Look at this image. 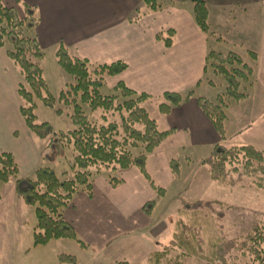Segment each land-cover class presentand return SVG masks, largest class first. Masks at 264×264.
Instances as JSON below:
<instances>
[{"label":"crops","instance_id":"0c3cea01","mask_svg":"<svg viewBox=\"0 0 264 264\" xmlns=\"http://www.w3.org/2000/svg\"><path fill=\"white\" fill-rule=\"evenodd\" d=\"M203 1L209 8V25L211 7H239L237 12L240 15L233 13L232 17L234 28L243 30L242 35H253V47L248 46L250 42L247 40L249 44L242 47V54L247 57V51H252L258 57L248 87L252 91L251 98L260 99L261 93L264 94V1ZM185 3L153 13L146 10L143 0L1 2L12 10L17 7L33 10L38 20L34 33L44 52L42 64L49 61L53 69L57 67L56 52L60 47L71 57L86 59L91 64L109 65L117 61L126 64L123 73L109 78L120 80L136 93L149 95L150 99L143 104L145 109L155 120L159 131L170 132L145 161L149 179L165 192L176 182L170 161L177 160L179 151L190 148L209 154L214 146L223 144L250 145L264 153V112L257 119L260 121L258 126L255 125V113L249 122L241 124L238 121L240 124L237 127H229L231 104L227 102L222 138L198 105V98L216 102V97L212 99L213 94H209L210 89L214 90L213 82L207 80L206 86H203L205 56L210 50L220 51L222 46L200 32L193 21L192 9H184ZM168 29H172L174 34L172 45L166 48L155 36ZM221 51L234 52L231 49ZM20 77L5 49L0 48V153H9L14 157L18 179L29 178L38 170L46 145L27 129L20 115L21 100L17 93L22 83ZM62 89L64 87L58 90L56 96ZM191 91L192 96L188 100L173 107L167 114L160 113L159 105L163 102L164 93L184 96ZM249 99L250 95L245 94L244 99L233 101L241 103ZM262 107L261 111L264 105ZM37 141L43 142V145H38ZM204 158H200V163ZM113 175L121 180L116 187L109 183V177ZM157 198L149 181L136 168L110 170L107 175H92L91 197L83 191L76 193L64 208L63 218L86 245L82 249L113 252L112 247L128 242V239L133 241L153 225L151 215L148 217L143 207ZM19 201L23 200L16 195L15 181L0 185V264H15V255L18 254V250L15 251L16 213L24 210ZM52 241L44 246H32V249H46Z\"/></svg>","mask_w":264,"mask_h":264},{"label":"trees","instance_id":"16d2710c","mask_svg":"<svg viewBox=\"0 0 264 264\" xmlns=\"http://www.w3.org/2000/svg\"><path fill=\"white\" fill-rule=\"evenodd\" d=\"M164 1L172 4L185 0H143V4L150 12H156L163 7ZM191 1L192 17L196 27L203 34L210 35L206 3L203 0ZM24 14L26 16L19 19L14 10L0 3V48L5 49L7 57L24 81L17 90L21 100L20 115L27 129L38 139L46 142L43 159L52 162L56 156L62 154L64 147H70L74 155L70 169L74 174L71 178L60 181L53 169L40 168L34 173L33 179H18V166L14 157L9 153H0V185L15 181L16 195L26 205L35 207L36 227L32 235L34 247L47 245L52 240L70 239L84 248L86 245L78 239L74 229L64 220L63 210L80 191L91 197L92 174L88 169L97 165H112V171L115 172L132 166L149 181L156 196L162 198L165 190L153 185L146 173L145 161L170 132L159 131L155 120L145 109L143 104L150 99L149 95L136 93L122 82H118L113 88L117 94L106 96L100 93L105 78L117 76L126 70V64L121 61L109 65L91 64L86 59L71 57L63 47H60L56 52V62L74 83L66 85V90L55 100L50 95L42 76L40 64L44 59V52L33 30L38 20L33 10L28 7L24 8ZM173 34L174 31L168 29L157 34L155 39L162 41L164 46L169 48L172 45ZM246 54L254 62L257 60L254 52L247 51ZM207 67H211L213 73L225 79L226 95L229 99L240 101L245 98V94L239 93L238 90L241 83L249 81L252 66L241 55L235 52L223 54L209 51L205 56L204 73ZM190 96L192 91L184 96L178 93H164L163 102L159 105L160 113H169L173 107L188 100ZM35 100L54 110L58 117L64 115V112L56 108V103L59 102L66 108L71 107L72 113L69 118L74 129L61 133L55 132L50 124L38 123L34 113ZM197 102L218 135L223 138V124L226 119L224 98L217 96L215 103L198 98ZM84 107L90 112L99 109L104 112H115L119 115L121 123L118 125L111 122L106 126H97L86 115ZM201 164L208 168L210 179L219 185L233 186L240 183L243 178L249 177L253 179V186L257 190H264V153L250 145H216ZM170 167L173 174L178 175L179 162L171 160ZM232 173H236V178L232 177ZM109 183L116 187L121 180L113 175L109 177ZM154 206L155 200L148 202L143 207V212L149 217ZM210 206L211 202L208 201L181 200L184 211L193 212ZM190 231L199 247L203 240L197 231L194 229ZM261 244H264V230L251 234L248 239L242 241L223 238L214 246L213 260L216 264H230L229 254L240 248L247 251L255 263L264 264V246ZM161 256L160 253L156 254L157 259ZM58 260L61 263L74 264V258L70 256L60 255Z\"/></svg>","mask_w":264,"mask_h":264},{"label":"rangeland","instance_id":"374dc122","mask_svg":"<svg viewBox=\"0 0 264 264\" xmlns=\"http://www.w3.org/2000/svg\"><path fill=\"white\" fill-rule=\"evenodd\" d=\"M0 1L5 4V0ZM185 1L184 9L191 10L192 1ZM183 2L170 4L169 1H164L163 7L156 12ZM238 8L236 5L232 8L211 7V24H208L211 34L208 36L214 42L219 43V46H222L221 49L224 51L231 49L252 66V75H250L249 81L241 83L238 90L239 93L249 94L250 99L241 103L229 99L226 95L227 83L225 79L213 73L211 67H207L204 73L203 86H206L207 80L212 81L214 90L210 89L209 92V94H213L212 99L222 96L225 103L231 104L228 112L230 116L229 127H237L240 124L238 121H241V124L249 122L255 113L257 114L255 125L258 126L260 121L257 119L264 112V110L261 111L262 105H264V94L261 93L260 99L251 98L252 91L248 86L253 78L257 60L254 62L242 54V47L249 44L247 40L250 42L248 46H251L254 38L252 34L245 36L242 35L243 30L234 28L235 21L232 17L233 13L240 15V12H237ZM146 10L148 9L146 8ZM14 11L19 19L26 16L21 7L15 8ZM250 14L253 15L252 12ZM221 49L220 51H210L226 54ZM40 65L47 89L50 95L57 100L60 94L66 90V85L73 84L74 80L63 73L60 67L57 66L53 69L49 61ZM20 78L23 83L22 77ZM104 81L105 84L100 89V93L106 96L117 94L113 88L121 81L109 77L105 78ZM63 87L64 89L56 96L58 90ZM258 100L259 105L257 106ZM35 104L34 113L38 123L50 124L55 132L74 129L69 118L72 113L71 107L66 108L61 103H56V108L64 112L62 118H57L54 110L43 106L40 101L35 100ZM84 111L97 126H106L111 122L118 125L121 123L119 115L115 112H104L101 109L90 112L87 107H84ZM39 142L38 145H43V142ZM202 153L200 150L190 148L177 152L176 159L180 164L179 173L176 175V182L167 189L164 197L155 200V206L151 212L153 225L149 229L143 230L133 241L128 239V242L125 241L112 247L113 252L109 250L106 252L94 249L84 250L76 241L70 239L53 240L46 249H32L33 236L31 235H33L36 227L35 207L19 201L24 210L16 213L15 251L18 250V254L15 255V264H71L69 262L61 263L57 258L59 255L73 257L74 264H216L213 260V250L215 244L220 240L225 238L242 241L248 239L251 234L264 230V190H257L253 186V179L249 177L243 178L240 183L233 186L217 184L210 179L208 168L200 163V158L208 155ZM73 156L70 147H64L62 154L56 156L54 161L42 159L38 164V169L51 168L60 181L69 179L74 174L70 169ZM112 167V165H97L88 170L92 175L99 173L107 175L110 170L112 171ZM22 170H24L23 167ZM232 177L236 178V173H232ZM33 178L34 174L29 176V179ZM181 200L189 202L208 201L211 202V206L189 212L182 209ZM191 229L197 231L203 240L199 247L193 240ZM179 235L180 238H178ZM261 246L263 247L264 244ZM158 253L162 254L159 259L156 258ZM228 262L230 264H257L247 251L240 248L234 249L229 254Z\"/></svg>","mask_w":264,"mask_h":264}]
</instances>
